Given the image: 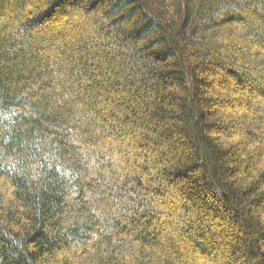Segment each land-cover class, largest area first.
I'll list each match as a JSON object with an SVG mask.
<instances>
[{
  "label": "trees",
  "instance_id": "16d2710c",
  "mask_svg": "<svg viewBox=\"0 0 264 264\" xmlns=\"http://www.w3.org/2000/svg\"><path fill=\"white\" fill-rule=\"evenodd\" d=\"M0 264H264V0H0Z\"/></svg>",
  "mask_w": 264,
  "mask_h": 264
},
{
  "label": "rangeland",
  "instance_id": "374dc122",
  "mask_svg": "<svg viewBox=\"0 0 264 264\" xmlns=\"http://www.w3.org/2000/svg\"><path fill=\"white\" fill-rule=\"evenodd\" d=\"M216 95L221 96L223 98L228 99L229 101H231L230 99L234 96V93L228 89H224L222 87L217 88V90H215L214 92ZM231 104L229 102H222L217 104V109H219V116L217 121L221 124V123H228L231 122L230 118L231 116L234 115H241L243 113V110L241 109V107H231Z\"/></svg>",
  "mask_w": 264,
  "mask_h": 264
}]
</instances>
